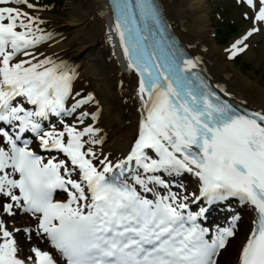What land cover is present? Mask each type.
Returning <instances> with one entry per match:
<instances>
[{"label":"snow or ice","instance_id":"1","mask_svg":"<svg viewBox=\"0 0 264 264\" xmlns=\"http://www.w3.org/2000/svg\"><path fill=\"white\" fill-rule=\"evenodd\" d=\"M236 3L247 25L229 59L264 35V0ZM46 7L0 0V264H60L39 247L22 257L20 233L50 241L65 264H218L236 225L208 239L202 202L229 198L255 212L236 264H264V108L224 99L156 0H114L110 32L138 74L140 121L126 153L106 152L95 94L75 88L72 65L38 51L54 39ZM185 174L196 190L177 180ZM19 213L35 230L9 227Z\"/></svg>","mask_w":264,"mask_h":264},{"label":"bare ground","instance_id":"2","mask_svg":"<svg viewBox=\"0 0 264 264\" xmlns=\"http://www.w3.org/2000/svg\"><path fill=\"white\" fill-rule=\"evenodd\" d=\"M159 2L177 37L184 42L191 55L201 59V68L214 83L223 85L224 91L229 90L239 101L256 109L264 108V86L227 61L224 49L218 47L208 0ZM43 19L49 29L47 32H51L54 39L41 45L38 51L57 60L70 57L81 66H75L76 72H80L75 88H83L91 82L92 92L100 102L101 112L96 126L102 129L101 134L105 136L104 150L115 156L126 153L140 121L135 97L137 77L126 69L110 32L107 1L67 0L58 16L44 15ZM110 36L113 37L111 40ZM263 37L257 34L251 44ZM247 52L251 56L254 51L250 48ZM245 210L246 215L250 214V209ZM25 222L34 226L32 219ZM246 236L237 238L226 249L227 264L236 263Z\"/></svg>","mask_w":264,"mask_h":264},{"label":"rangeland","instance_id":"3","mask_svg":"<svg viewBox=\"0 0 264 264\" xmlns=\"http://www.w3.org/2000/svg\"><path fill=\"white\" fill-rule=\"evenodd\" d=\"M66 1L67 0H64L60 9L48 10V12L40 13V14H45L47 16H58L62 12V9L66 4ZM208 7L210 10L211 19L215 27L217 26L218 28H220L218 15H221L223 19H226L227 21L233 22L235 24L238 31L234 35H239L244 31L247 25V21L244 20L242 12L238 8V6L235 5L233 0H216L214 2L211 1V3L208 4ZM223 8L226 9L229 8L230 12L226 13ZM36 14H37L36 12H33V15ZM234 35L231 37V39L234 37ZM230 41L227 44L218 45V47L221 49L225 48L230 43ZM252 48L254 51L253 54H251V56L246 55L242 59L243 65H245L246 67L250 66V69L243 70V73L249 76L253 81H257L262 86H264V41L261 40L260 38L259 40L257 39L255 43H253V45L251 46V49ZM235 66L237 69H241L240 68L241 66L238 65ZM85 89L92 90L90 81L89 84L86 85ZM227 257H228V252L222 257V261L220 264H227V260H226Z\"/></svg>","mask_w":264,"mask_h":264},{"label":"trees","instance_id":"4","mask_svg":"<svg viewBox=\"0 0 264 264\" xmlns=\"http://www.w3.org/2000/svg\"><path fill=\"white\" fill-rule=\"evenodd\" d=\"M57 1H62V0H57Z\"/></svg>","mask_w":264,"mask_h":264}]
</instances>
